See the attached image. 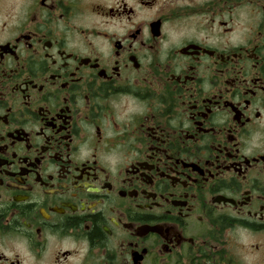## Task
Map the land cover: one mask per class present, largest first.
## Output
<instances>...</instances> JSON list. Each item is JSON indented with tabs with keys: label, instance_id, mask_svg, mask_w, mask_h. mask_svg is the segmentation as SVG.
Here are the masks:
<instances>
[{
	"label": "flooded vegetation",
	"instance_id": "obj_1",
	"mask_svg": "<svg viewBox=\"0 0 264 264\" xmlns=\"http://www.w3.org/2000/svg\"><path fill=\"white\" fill-rule=\"evenodd\" d=\"M264 0H0V264H264Z\"/></svg>",
	"mask_w": 264,
	"mask_h": 264
},
{
	"label": "rangeland",
	"instance_id": "obj_2",
	"mask_svg": "<svg viewBox=\"0 0 264 264\" xmlns=\"http://www.w3.org/2000/svg\"><path fill=\"white\" fill-rule=\"evenodd\" d=\"M264 253V251H262Z\"/></svg>",
	"mask_w": 264,
	"mask_h": 264
}]
</instances>
